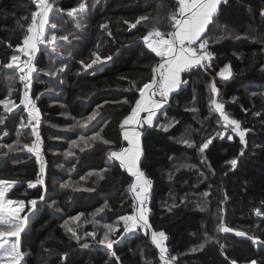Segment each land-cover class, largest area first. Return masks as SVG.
<instances>
[{"label":"trees","instance_id":"obj_1","mask_svg":"<svg viewBox=\"0 0 264 264\" xmlns=\"http://www.w3.org/2000/svg\"><path fill=\"white\" fill-rule=\"evenodd\" d=\"M49 2L54 6L46 35L55 32L69 39L58 40L56 52L42 44L35 53L37 71L31 75L30 97L40 111L42 160H38L23 147L35 137L30 128H20V123L29 119L20 103L22 73L15 65L5 67L12 55L21 56L16 48L22 45L36 9L32 0H0V99H12L19 105L10 113L0 106V118L5 121L0 125V144L16 149L0 148V180L16 181L7 196L25 204L22 215L28 219L19 236L23 253L19 264H162L159 249L151 240L152 230L166 233L169 256L176 257L173 264L252 260L264 264V0L222 1L206 32L212 60L183 73L182 80L187 82L170 95L154 119L156 126L142 128L141 167L152 181L148 204L151 229L124 233L123 221H119L120 231L111 237L119 243L112 249L85 233L96 232L99 240L106 231L103 225H115L120 216L134 213V196L129 191L134 178L118 161L110 160L109 153L127 146L120 124L139 98L135 88L128 90L130 82L142 86L151 78V67L159 62L141 37L154 25L162 32L170 30L169 16L177 10V0ZM81 2L85 9L69 14ZM140 16L149 19L131 28ZM52 23L56 29L50 28ZM102 24L107 29H102ZM97 52L112 58L85 69L80 62L89 63ZM226 65L232 72L227 79L219 76ZM57 69L62 70L49 75ZM213 81L219 90L215 98L224 103L225 112L249 129L246 145L230 127L227 131L232 140L216 137L225 129L210 104ZM98 106V115L86 128H72ZM169 123L172 126L167 132L158 126ZM101 129V135L112 144L90 141L73 147L71 142L80 135L91 136ZM211 137L216 138L201 153L200 143ZM186 139L194 142L193 146L182 142ZM241 149L243 156L239 155ZM69 150L72 156L67 155ZM237 157V167L231 170L229 161ZM41 164L45 166L43 185L28 187L29 181H37ZM65 183L75 187L64 188L61 185ZM204 192L211 194L205 197ZM33 199L35 206L29 203ZM78 215L80 221L70 219ZM93 219L95 223L89 222ZM220 222L247 235L219 231ZM68 228L74 229L79 242ZM206 236L219 243L209 242L202 251L191 252ZM84 243L90 247H82ZM0 264H9L8 257L0 258Z\"/></svg>","mask_w":264,"mask_h":264},{"label":"snow or ice","instance_id":"obj_2","mask_svg":"<svg viewBox=\"0 0 264 264\" xmlns=\"http://www.w3.org/2000/svg\"><path fill=\"white\" fill-rule=\"evenodd\" d=\"M226 2V0H224ZM35 6V11L31 13V21L27 25V31L24 35L22 45H17L16 51L25 54L28 59L25 61H20V56L12 55L9 62L5 65L7 68H13L15 65L22 75L19 79L24 83L25 91L23 93V99L20 103L23 104L29 113V119L27 123L21 122L20 128H30L31 134L35 137V140L30 144L26 143L23 145L25 149L36 155L38 160H42L41 156V144L42 139L40 137L38 127L40 124V111L36 107L32 98L29 96L27 89L29 88L31 74L36 72L37 69L32 63V59L37 51H39L38 46L42 44H47L52 46L51 51L56 52L58 50L57 41H67L69 39L68 35L57 36L55 32L50 35H46V28L49 27V13L53 10V4L49 0H32ZM222 0H177V10L172 12L169 16V31L162 32L155 25L147 31L146 35L142 36L141 39L146 44V47L150 49L157 57H159V62L151 67V78L142 84V86H136L135 82H130V88H135L139 93V98L134 101V106L131 109L129 115H127L120 124V128L123 130V140L127 142V147H120L118 150H112L109 153V159L118 161L119 167L124 169L127 173L134 178L133 183L129 185V191L134 196L135 201V212L130 215H122L118 218L117 224H105L103 227L106 231L103 233L99 240H96L97 233H85L86 236H91L93 240L101 245H104L107 249H112L114 244L119 243L118 239L111 238L116 232L120 231L119 221H123V232L131 233L138 228H143L145 232L151 229V224L148 219V213L150 209L147 208V203L150 199V193L152 188V181L148 178L145 171L141 167V158L143 156V145L142 139L143 132L138 129L143 128L145 125L149 127L154 125V119L157 113L164 107L168 102L170 95L178 91L182 83L187 81L182 80V74L192 70L193 68L201 67L206 65L207 62L211 61L214 53L209 50V41L206 38V32L210 24H213L214 19L218 16L219 6ZM85 3L81 2L78 8H72L69 10V14L77 13L78 9H85ZM264 15V12L261 13ZM148 16H140L135 23L131 24V28H135L137 24L142 21H148ZM127 23V21H125ZM57 25L52 23L50 25L51 29H56ZM102 29H107L106 24L100 25ZM111 36V32H108ZM11 46V45H9ZM97 47H99L97 45ZM70 55V53H69ZM95 58L91 59L89 63L84 64V61L80 63L85 69L92 68L93 65L103 62V60H110L112 57L106 56L101 57L99 53L92 54ZM19 62V63H18ZM62 69H57L50 72L49 75H56L57 72ZM231 66L226 65L220 70L219 76L222 78L231 77ZM211 92L214 97L211 99L210 104L213 110L219 114L220 120H222V127L224 131H218L216 137L223 139L225 136L229 140L233 139V136L229 134L227 129L230 127L231 133L236 134L241 144L246 145V135L249 131L247 128L241 127V122L237 119L231 118L225 112V105L219 102L215 95L218 94L219 90L216 86L215 81L210 85ZM255 95V93H253ZM0 106L3 107L5 112H12L15 107H19L12 99H0ZM98 109L93 111L84 120L77 121L76 124L72 125V128L80 127L84 129L87 125L96 118L98 115ZM196 111L195 108L191 109ZM142 114H146L142 116ZM220 121H218L219 123ZM5 123L4 118H0V125ZM160 129L167 132L172 123L169 124H159ZM102 129L91 136L80 135L78 140H73L71 143L73 147H79V142L88 143L90 141H99L103 144H112L113 142L105 139L101 135ZM5 135L7 133H4ZM216 137H211L202 141L199 145V151L203 153L209 148L213 139ZM184 144L193 146L192 141L184 140ZM7 147L9 151H14V145H3L0 144V148ZM81 150H83L81 148ZM74 153L69 150L67 155L72 156ZM240 156L244 155L243 149H241ZM238 157L233 158L229 161L231 165V170H235L238 164ZM63 167V165H59ZM184 167H192L191 165H184ZM45 171V166L41 164L37 181L34 183L32 181L28 182V187L35 188L37 183L43 185L42 174ZM107 171V169H105ZM91 175V174H90ZM99 175V179H104L103 175ZM203 176V173H200ZM227 175V173H225ZM16 184V181H6L0 180V238L4 237H16L14 241L2 242L0 241V258L3 256L8 257L9 264H19L23 253L20 251V241L19 236L21 231L27 222V216L21 217L20 213L24 211L25 204L23 201H13L7 198V193ZM64 188L75 187L71 183H65L61 185ZM211 187V186H209ZM92 190V189H84ZM210 192H204L205 197L209 196ZM226 196V194H225ZM43 200V195L40 196ZM36 200L33 199L29 201L30 204L35 206ZM55 204V201H53ZM108 204H104V208H107ZM99 211H103L100 209ZM82 215V214H81ZM73 222L80 221L81 217L75 216L70 218ZM95 223V220L89 221ZM67 224V222H66ZM68 231L72 234V237L77 239L79 242L80 237L74 231L73 228H68ZM219 231L222 232H233L235 231L239 236H246L247 233L243 231H237L233 228L227 227L222 222L219 223ZM120 239H123V234ZM168 237L163 230H152L151 240L155 246L159 249V259L162 264H173L176 257L169 256L168 248L165 244ZM209 242L219 243L215 241L213 237H207L203 243L190 249L191 252L195 253L202 251ZM84 248L90 247L89 243H84L81 245ZM221 250H223V245H220ZM66 253L64 254L66 258ZM115 256V252H112ZM117 261L119 260L116 257ZM231 264H236L232 261ZM250 264H257L255 260L250 261Z\"/></svg>","mask_w":264,"mask_h":264},{"label":"built area","instance_id":"obj_3","mask_svg":"<svg viewBox=\"0 0 264 264\" xmlns=\"http://www.w3.org/2000/svg\"><path fill=\"white\" fill-rule=\"evenodd\" d=\"M34 57H35V55H34ZM21 61H25V60H27L28 59V57L25 55V54H23V53H21ZM32 63L35 65V60H34V58L32 59ZM32 75V74H31ZM24 83L25 82H23V93H24V91L26 90L25 89V87H24ZM29 84H31V78H30V82H29ZM27 91L29 92V96H30V86H29V88L27 89ZM23 97V96H22ZM27 109V108H26ZM28 111V110H27ZM151 194V193H150ZM148 204H149V201H148V203H147V208H148ZM134 212H135V210H134Z\"/></svg>","mask_w":264,"mask_h":264},{"label":"rangeland","instance_id":"obj_4","mask_svg":"<svg viewBox=\"0 0 264 264\" xmlns=\"http://www.w3.org/2000/svg\"><path fill=\"white\" fill-rule=\"evenodd\" d=\"M14 187V186H13ZM12 187V188H13ZM11 188V189H12ZM7 195H8V193H7ZM7 198H9L8 196H7ZM10 199V198H9ZM11 200H13V199H11ZM13 201H16V200H13ZM20 215H21V217H23V215H22V212L20 213ZM238 264H250V261L249 262H243V263H238Z\"/></svg>","mask_w":264,"mask_h":264},{"label":"crops","instance_id":"obj_5","mask_svg":"<svg viewBox=\"0 0 264 264\" xmlns=\"http://www.w3.org/2000/svg\"><path fill=\"white\" fill-rule=\"evenodd\" d=\"M222 1H223V0H222ZM20 57H21V56H20ZM182 79H183V74H182ZM163 108H164V107H163ZM163 108H162V109H163ZM162 109H161V110H162ZM161 110H160V111H161ZM158 113H159V112H158ZM158 113H157V114H158ZM144 115H146V114H142V116H144ZM138 130L142 132V128H141V129H138ZM127 146H128V145H127ZM127 146H126V147H127Z\"/></svg>","mask_w":264,"mask_h":264}]
</instances>
